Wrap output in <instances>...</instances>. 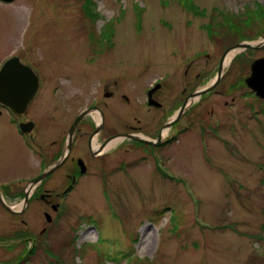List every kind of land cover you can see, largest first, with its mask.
<instances>
[{"label":"rangeland","instance_id":"obj_1","mask_svg":"<svg viewBox=\"0 0 264 264\" xmlns=\"http://www.w3.org/2000/svg\"><path fill=\"white\" fill-rule=\"evenodd\" d=\"M260 12L264 0H0V67L17 56L40 76L33 108L45 142L90 105L121 124L123 94L136 124L150 117L141 99L156 79L179 94L191 63L194 92L211 84L224 46L218 26L260 36ZM262 53H237L195 96L192 128L161 153L142 158L117 142L103 157L107 171L53 187L49 204L37 190L27 211L0 207V264H264V100L245 84ZM105 81L116 83L112 99ZM3 135L0 183L38 174V154L33 170L23 168L24 153L9 129Z\"/></svg>","mask_w":264,"mask_h":264},{"label":"flooded vegetation","instance_id":"obj_2","mask_svg":"<svg viewBox=\"0 0 264 264\" xmlns=\"http://www.w3.org/2000/svg\"><path fill=\"white\" fill-rule=\"evenodd\" d=\"M257 17L259 21L256 23H261L263 25V29L260 31V36L255 34L254 36L251 35L242 38L240 32L241 26L236 23L222 22L218 26V30L221 31L222 37L219 39L222 40L224 46L218 56L215 79L213 78V81L218 77L220 65L222 66V69L219 80L227 75L228 70L232 66V63H229V61H233L232 58L242 50L246 52L263 51L262 54L254 56L248 62V74L251 70V63L256 59L264 58V14L260 12V15ZM223 40L225 42H223ZM246 42H250V44L257 46L258 48H235L238 44ZM228 57L230 58L227 62ZM237 69L235 70L234 68L233 77L235 76V73L236 76L240 75V71L238 70L237 72ZM38 77V89L24 112L16 113L0 103V116L3 113L7 115L5 124L0 120V148H2V137H5L3 135L4 131L9 129L13 141L12 143L17 144L18 150L23 152L26 157V162H23V168L30 170L34 169L32 158L35 152L41 159L38 171L43 167L38 174L34 176L31 175L19 179L15 178L8 183H0V207L4 212L11 215L23 212L24 210L27 211L33 201V192H37V190L39 191L37 192L36 199L49 204L52 199L51 192L53 187H65L64 189L70 190L87 174L97 170L107 171L109 162L105 161L103 157L108 150H105L106 145L111 140H114V136H117V142L123 143L126 146L127 151L133 147L135 149L141 148L143 150L141 157L145 158L147 152L152 156H155V153H161L162 150L173 145V141L176 140V136L179 132L188 131L193 126L194 120L189 111H191L195 100L191 99L194 89L191 88L193 82L191 76V63H188L184 69L183 84L179 94L177 93L178 87L176 84L165 85L162 78L156 79L152 85L143 91L141 103L143 108H145L146 113L150 116L145 120L136 119L134 117L136 124H133L129 117L130 109H127L126 106L131 103V98L129 94H123V104L126 107V110L124 112L125 119L121 124H118L117 126L107 124L103 108L101 109L98 105H90L72 117L69 125H62L60 131L55 135L56 137H54L53 140L45 142L44 136L40 133L42 131V125L37 120L33 108L41 85V78L39 75ZM99 85L101 90H103L102 96L104 98L112 99L115 97L116 92L113 89H109V86L113 85L117 87L116 83L105 81L102 87L100 83ZM132 91H135V88ZM209 92L210 91L206 93ZM231 100H235V97L231 98ZM227 104V101H225L224 105ZM182 108L183 111L181 116L177 119L178 112ZM83 112L86 113L73 126L77 117ZM93 113H98V121L93 117ZM91 116L94 120H89L88 122V118ZM182 119L186 120V124L179 129L178 126ZM201 124H203V122H201ZM83 125H87V127H83ZM72 127L73 129L71 131ZM132 136L140 137L147 142L139 141ZM93 140L96 147H92ZM59 161V166L46 178L41 180L34 190L29 192L28 202H25V192L29 182ZM15 198H17L22 204V207L19 210H16L17 208L15 207V204H12L17 202H12ZM2 201L12 210L6 208Z\"/></svg>","mask_w":264,"mask_h":264},{"label":"water","instance_id":"obj_3","mask_svg":"<svg viewBox=\"0 0 264 264\" xmlns=\"http://www.w3.org/2000/svg\"><path fill=\"white\" fill-rule=\"evenodd\" d=\"M3 2H12L13 0H1ZM253 47L258 48L250 43H240L235 48ZM233 49V48H231ZM221 64V63H220ZM222 66L220 65V71L218 77L209 86L194 92L192 97L201 95L210 91L218 82L220 77ZM246 86L260 99L264 100V58H259L251 63V70L249 76L245 78ZM39 77L31 66L20 61L17 56H12L6 59L0 67V103L16 113L24 112L28 104L31 102L38 89ZM183 108L178 112L177 119L181 116ZM87 112V111H86ZM86 112H83L77 117L73 126L84 116ZM73 127L71 128L72 131ZM70 131V132H71ZM117 136H114V138ZM133 138L147 142L140 137L132 136ZM60 164V161L53 166L44 170L39 176L31 180L26 188L25 202H28L29 192L35 189L36 185L46 178L53 170H55ZM3 202V201H2ZM4 204V202H3ZM5 205V204H4ZM24 206V205H23ZM6 208L12 210L5 205ZM49 219V216H46Z\"/></svg>","mask_w":264,"mask_h":264},{"label":"bare ground","instance_id":"obj_4","mask_svg":"<svg viewBox=\"0 0 264 264\" xmlns=\"http://www.w3.org/2000/svg\"><path fill=\"white\" fill-rule=\"evenodd\" d=\"M229 58H230V57L227 58V62H228V59H229ZM194 99H196V98H194ZM93 117L95 118L96 121H98V118H99L98 113H93ZM116 142H117V139L111 140V141L106 145L105 150H107V149H109L110 147H112ZM92 147H96V144H95L94 140H93V142H92ZM18 208H19V207H18Z\"/></svg>","mask_w":264,"mask_h":264}]
</instances>
